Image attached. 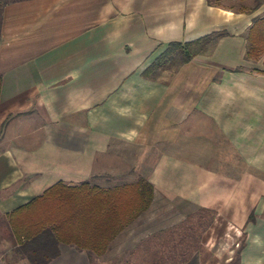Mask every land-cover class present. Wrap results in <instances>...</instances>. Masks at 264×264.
<instances>
[{"label":"crops","instance_id":"0c3cea01","mask_svg":"<svg viewBox=\"0 0 264 264\" xmlns=\"http://www.w3.org/2000/svg\"><path fill=\"white\" fill-rule=\"evenodd\" d=\"M212 1L0 0V264H30L7 214L54 184L141 178L152 203L103 255L60 244L47 264H135L142 241L199 208L215 218L185 264H210L230 235L235 264H264V62L246 58L264 1ZM210 35L190 62L143 75L167 43Z\"/></svg>","mask_w":264,"mask_h":264},{"label":"trees","instance_id":"16d2710c","mask_svg":"<svg viewBox=\"0 0 264 264\" xmlns=\"http://www.w3.org/2000/svg\"><path fill=\"white\" fill-rule=\"evenodd\" d=\"M261 3L262 0L257 1L249 11L256 10ZM214 36L167 43L143 75L153 78L162 69H178L213 46ZM246 38V58L255 61L263 58L264 62V15L253 22ZM261 73L264 75V69ZM153 196V185L142 178L110 189L88 182L79 186L58 182L28 204L7 214L14 238L13 251L30 264H47L57 258L60 244L101 256L127 225L148 210ZM214 218L212 210L199 208L179 225L148 237L137 247L141 252L140 264L187 263L194 253L203 252L202 234ZM142 246H146L143 251ZM237 258L238 252L236 261Z\"/></svg>","mask_w":264,"mask_h":264},{"label":"rangeland","instance_id":"374dc122","mask_svg":"<svg viewBox=\"0 0 264 264\" xmlns=\"http://www.w3.org/2000/svg\"><path fill=\"white\" fill-rule=\"evenodd\" d=\"M224 1H225L224 3H227L228 5H232V4H235L236 6L239 5L238 3L239 0H224ZM241 242H242V235L238 239H235V241L232 239V235L218 239L217 243H215V245L212 246L213 247L211 249L212 252H210V254H207L206 260L210 264H215V263L225 264L229 257H234V258L236 257V253L239 250V246L241 245ZM137 247L131 253L129 258L132 259L134 263L140 264L142 262L140 256L141 252L138 251ZM141 248L143 251L146 248V246H142ZM231 262H233L232 264H235L234 262H236V259H234Z\"/></svg>","mask_w":264,"mask_h":264}]
</instances>
